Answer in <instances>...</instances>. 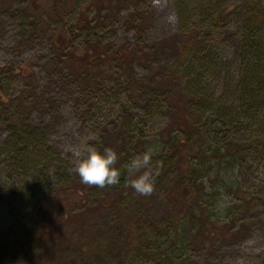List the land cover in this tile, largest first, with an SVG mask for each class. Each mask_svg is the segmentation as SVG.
Wrapping results in <instances>:
<instances>
[{
  "label": "rangeland",
  "instance_id": "obj_1",
  "mask_svg": "<svg viewBox=\"0 0 264 264\" xmlns=\"http://www.w3.org/2000/svg\"><path fill=\"white\" fill-rule=\"evenodd\" d=\"M94 1L40 0L41 9L38 13H43L39 25L42 29L36 33L32 21L41 15L29 10L27 0H0V190L9 188L12 191L10 203L0 198V240H13V236H8V229L12 226L16 228L26 211L32 209L30 202L37 197L55 191L57 196L69 201L59 209L47 212L41 210L47 222L54 219L56 227L46 225L48 231L41 236L35 249L28 251L24 245H20L12 251L0 250V264H122L117 250L123 247L127 249L125 244L128 243L131 228L149 225L151 221L161 219L171 212L164 200L163 189L159 191L154 188L150 195H140L131 186L129 193L134 200L123 211L116 202L117 193L113 187L105 191L94 189L82 183L75 170L74 150L85 139L99 149L114 148L112 140L116 136L106 131L105 126L114 118L119 98L114 92L105 93L101 90L99 93L96 87L85 89L86 85L68 77L69 72L79 69L81 65L66 57L56 61L55 57L56 53L65 55V52L80 55L81 49L96 39L94 34L89 35L82 29L81 21L86 16H93L92 13H84V10L90 9ZM185 2L187 12L191 13L192 21L199 28V36H205L206 40L202 41L203 45L192 49L191 58L183 66L181 75L177 76L182 78L183 84L204 74L206 90L219 100V106L227 103L226 108H229L239 103L237 84L241 78L242 59L239 38L246 25V12L250 5L260 4L264 7V0ZM106 3L113 18L109 25L111 29L103 36L104 42H111L116 47L128 43L134 48L147 51L152 41L165 39L164 44L156 46L154 52L143 60H135L133 70L140 78L149 76L152 68L160 67L159 72L170 75L167 86L178 90L181 83L175 81V74L171 69L163 68L174 62L178 55L177 41L171 38L178 31L180 23L178 0ZM208 6L212 12H217L211 18L214 19L212 27L208 23ZM134 15L142 17L139 30L132 23ZM32 32L35 34L32 35ZM212 34H215L214 37ZM260 34L263 35L264 46L263 26ZM55 37L58 46L54 48L51 42ZM214 43L218 49L213 48ZM60 46L66 47L61 51L63 54ZM204 46H207L206 49ZM261 50L264 52L263 47ZM209 64L213 65L209 68ZM116 70L119 71V68ZM84 73L90 80L101 82V78H104L109 84L114 83V79L108 80L104 68L90 69L87 66ZM80 94L83 98H80ZM1 99L6 100L4 104ZM15 104L20 105L34 128H37L38 138L43 142L42 146L50 151L51 160L29 150L32 148L27 144L28 150L22 155L27 156L33 166L30 168L23 160L18 149L25 146L24 140L12 137L4 115ZM134 108L130 114H135L142 132L150 140L171 120L170 112L149 118L142 113V109ZM225 109L223 112L227 113L229 109ZM231 127L220 125V134L228 131L231 137L237 135L240 140L250 139L244 129L233 134L234 129ZM259 136H263V133ZM260 139L258 137L256 141ZM233 178L237 183L233 189L227 187L219 191L220 203L231 207L233 217L236 218L229 225V233L225 237L197 245L190 253L182 255V259L187 258L186 264H264V159L247 155L243 170L238 178ZM51 183L56 184L54 190L47 189ZM26 186L30 189L27 190ZM75 190H93L87 207L84 208L82 197L75 194ZM24 193L33 199L29 201L25 196L23 201ZM53 201L48 196L42 206L49 209ZM39 218V213L35 214L34 219ZM100 238L108 241L109 250L102 255L95 252L87 254L89 247Z\"/></svg>",
  "mask_w": 264,
  "mask_h": 264
},
{
  "label": "trees",
  "instance_id": "obj_2",
  "mask_svg": "<svg viewBox=\"0 0 264 264\" xmlns=\"http://www.w3.org/2000/svg\"><path fill=\"white\" fill-rule=\"evenodd\" d=\"M39 1L27 0L29 10L41 15L34 17L32 21L33 31L36 33L42 29L40 23H42L43 13H38L41 9ZM130 1L95 0L90 9L84 10L86 11L84 13H92L93 16L91 18L86 16L81 20L82 29L86 30L89 35H95L96 39L92 41L95 43L91 42L93 45L88 43L87 47L84 46L80 55L65 52V55L56 53L55 57L56 61H62L66 57L67 60H74L81 65L79 69L69 72L68 77L79 84L86 85L85 89L96 87L99 93L101 90L105 93L114 92L119 98L116 114L105 128L106 131H111L116 135L112 142L113 149L120 156L117 167L122 171L121 182L103 188L93 186L94 189L105 191L113 187L117 193L116 202L119 207L123 211L127 210L134 199L129 193L126 165L137 154H143L149 149L153 151L152 166L159 173L155 178L154 188L159 191L163 189L164 200L171 212L161 219L151 221L149 225L131 228L128 243L125 244L127 249L123 247L117 250L122 264H186L187 258L182 259V255H187L197 245L205 244L217 237H225L230 231L229 225L236 220L233 217L232 208L220 203L219 191L227 187L230 189L235 187L237 183L233 177L238 178L247 155L264 159V52L261 50L264 46L263 35L260 36L262 26L264 28V7L260 4L250 5L246 12V25L239 38L242 49L241 78L237 84L240 93L239 103L226 108L227 103L219 106V100L206 90L204 74L183 84L182 78L179 79L177 76V74L181 75L183 66L191 58L192 49L203 45L202 41L206 40L205 36L202 38L199 36V28L196 22L192 21L191 13L187 12V2L184 3V0H178L180 23L178 31L171 35V38L177 41L178 55L174 62L163 66L165 69H171L176 76L175 81H178V84L181 83L178 90L167 86L170 75L166 72H159L160 67L152 68L149 76L140 78L133 70L135 60H143L144 57L154 52L153 49L156 46L164 44L165 39L152 41L147 51L143 48H134L128 43L116 47L111 42H104L103 36L105 37L106 31L111 29L109 25L112 24L111 18H113V14L105 5L106 2L129 3ZM206 10L209 26L212 27L214 19L211 18L217 12H212L209 6ZM131 20L139 30L138 26L141 24L142 17L134 15ZM34 32L32 35L35 34ZM56 37L51 42L54 48L58 46ZM206 47L204 46L205 49ZM59 48L61 52L66 47L60 46ZM213 48L218 49L219 47L214 43ZM199 53H201L200 50ZM203 55L207 58V55ZM149 58L147 59L150 62ZM205 63L207 65L209 59ZM212 65L209 64V68ZM87 66L90 69L92 67L104 68L106 77L108 80L114 79V83L109 84V81L104 78H101V82L96 79L90 80L84 73ZM117 68L119 71L116 70ZM81 96L80 98H83V95ZM5 101L1 99L3 104ZM133 108L142 109V113L149 118L170 112L171 120L158 130L153 140H150V137L142 132L140 121L136 119L135 114H130ZM225 108L229 109L227 113L223 112ZM4 115H6V125L10 128L9 133L12 137L24 140L25 146L18 149L21 156L30 145L32 149L29 150L37 152L41 157L47 156L50 160L52 159L49 155L50 151L48 152L42 146L43 142L38 138L37 128H34L31 119L22 111L19 104H15L12 110L4 112ZM220 125L232 126L233 134L244 129L250 139L240 140L237 139V135L231 137L228 131L220 134ZM260 133H263V136L260 137ZM256 137L262 139L257 142ZM24 156L23 160L31 168L32 161ZM12 158L15 159V156ZM55 186L56 184L53 183L48 184L47 189H53ZM25 188L30 189L29 186ZM92 191L75 190L74 192L82 197L84 208L90 204ZM11 193L9 188L0 190V198L10 203ZM25 196H27L26 193L23 194V201H25ZM48 196L54 201L50 203L49 209L48 207L45 209L42 203ZM27 198L28 200L33 199L28 196ZM67 202L69 201L65 197L57 196L55 191L32 200L30 202L33 205L32 209L26 211L16 228L12 226L7 231L8 236H13V240H0V250L12 251L20 245H24L28 251L35 249L41 236L48 231L45 228L46 225L52 224L53 228L56 227L54 219L47 222L41 210L47 212L50 209H59ZM37 213L40 218L35 220ZM108 245L107 240L100 238L86 252L102 255L104 251L109 250ZM35 264L49 263L37 262Z\"/></svg>",
  "mask_w": 264,
  "mask_h": 264
},
{
  "label": "clouds",
  "instance_id": "obj_3",
  "mask_svg": "<svg viewBox=\"0 0 264 264\" xmlns=\"http://www.w3.org/2000/svg\"><path fill=\"white\" fill-rule=\"evenodd\" d=\"M152 155L153 151L149 149L133 157L126 165L127 182L140 195H150L154 191L155 178L159 173L152 166ZM74 156L75 170L82 183L103 188L121 182L122 171L117 167L120 156L113 148L101 150L85 139L74 150Z\"/></svg>",
  "mask_w": 264,
  "mask_h": 264
}]
</instances>
